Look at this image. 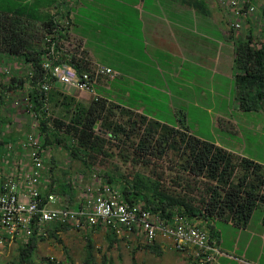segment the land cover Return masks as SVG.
<instances>
[{
    "label": "crops",
    "instance_id": "1",
    "mask_svg": "<svg viewBox=\"0 0 264 264\" xmlns=\"http://www.w3.org/2000/svg\"><path fill=\"white\" fill-rule=\"evenodd\" d=\"M218 1L1 0L5 11L37 18L35 26L40 29L43 23H53L55 19L69 21L60 41L62 63H79V69L101 66L117 74L113 79L99 78L92 93L53 83L45 110L50 118L67 124L80 108L101 100L118 117L130 112L146 123L183 130L264 167V87L260 96L251 92L248 102L242 104L235 64L236 47L245 43L251 32L252 39L255 34L258 39L261 22L256 28L253 21H258L260 15L241 20L242 27L232 31L228 27L232 13ZM1 55L7 74L0 69V189L4 181L13 179L20 186L21 200L25 201L32 162L23 143L29 135L39 136L41 141L43 137L36 115L26 109L23 99L28 84L8 89L5 82L7 75L18 80L25 77L28 70L23 56ZM98 124L99 121L95 129ZM256 133L261 137L258 140ZM249 137L255 140L251 142ZM45 152L36 188L43 196L54 195L55 207L81 208L87 190H92L98 180L93 172L95 166L89 171L83 162L85 156L73 155L57 144L47 147ZM87 175L91 183L86 181ZM256 210L260 215L256 216L255 228L250 227L255 211L244 227L227 217L188 221L206 230L222 253L218 256L220 264H264V211ZM67 231L71 229L64 232ZM79 233L82 239L99 236V242L107 248L113 239L101 227ZM48 239L56 245L61 243ZM138 239L141 237L130 241L138 243ZM38 241L41 239H36V246ZM122 241L115 238L110 249H119ZM49 249L54 251L52 246Z\"/></svg>",
    "mask_w": 264,
    "mask_h": 264
},
{
    "label": "trees",
    "instance_id": "2",
    "mask_svg": "<svg viewBox=\"0 0 264 264\" xmlns=\"http://www.w3.org/2000/svg\"><path fill=\"white\" fill-rule=\"evenodd\" d=\"M259 9L264 23V0ZM36 22H39L37 18L5 11L0 1V53L23 56L28 70L22 79L10 77L5 82L9 85L8 89L28 84L29 89L23 99L26 109L37 117L43 149L57 144L73 155L85 156L83 162L89 171L97 163L104 164L111 157L113 147L123 148L125 155L121 158L136 164H149L151 157L158 161L169 157V170L173 174L168 180L163 172L157 170L152 171L154 180L142 176L134 178L129 174L130 177L121 176L122 182H118L112 172L104 171L99 175L105 184H119L125 202L140 205L143 210L164 220H171L174 215L187 220L227 217L235 225L244 227L256 209L264 211V167L201 141L183 130L146 123L145 119L128 114L130 112L118 117L112 107L101 100L93 101L87 108H80L67 124L47 116L44 95L38 82L44 78L41 67L46 53L42 45L43 36L52 23H43L40 29L35 26ZM253 34L251 32L246 42L235 49L238 98L242 104L248 102L247 96L251 92L260 96L264 87V41L259 48H255ZM72 65L79 70V63ZM97 121L99 124L95 129ZM67 229L64 225L55 226L48 231L47 237L59 242L57 233ZM110 236L113 235L110 233ZM36 239L31 238L18 246L14 264H35ZM85 239L86 258L83 264H91L94 244L89 235ZM112 242H115L114 236L110 247ZM155 245L145 247L154 251ZM103 261L107 264L106 257Z\"/></svg>",
    "mask_w": 264,
    "mask_h": 264
},
{
    "label": "built area",
    "instance_id": "3",
    "mask_svg": "<svg viewBox=\"0 0 264 264\" xmlns=\"http://www.w3.org/2000/svg\"><path fill=\"white\" fill-rule=\"evenodd\" d=\"M219 4L232 13L228 27L237 31L242 27L241 20L255 17L259 13L262 0H219ZM260 14V13H259ZM259 17V16H257ZM257 31L258 39L253 38L255 48L264 41V23ZM69 21L55 19L45 29L43 44L46 53L42 60L44 78L38 86L44 95V111L51 85L58 82L75 90L92 93L93 85L99 78L113 79L117 76L109 68L97 66L91 69L76 70L74 65L60 61V41L65 35ZM7 74L6 71H4ZM31 75V74H30ZM8 78L9 75H7ZM29 89V87H28ZM47 114V111H45ZM41 136V135H40ZM42 137V136H41ZM29 149L32 171L26 180V200L20 198V186L13 179L4 181L0 189V243L16 240L26 243L31 238L45 239L48 231L64 225L71 230L85 231L101 227L115 238L130 241L141 237L145 246L162 244L189 258L191 264H220L222 253L211 241L206 230L197 227L187 219L174 215L164 220L140 206L129 204L122 199L117 184H105L100 178L94 187L87 190L84 205L79 209L55 207L56 197L43 196L36 188L44 167V152L39 136L29 135L23 143ZM58 234V233H57Z\"/></svg>",
    "mask_w": 264,
    "mask_h": 264
},
{
    "label": "rangeland",
    "instance_id": "4",
    "mask_svg": "<svg viewBox=\"0 0 264 264\" xmlns=\"http://www.w3.org/2000/svg\"><path fill=\"white\" fill-rule=\"evenodd\" d=\"M256 13L255 17H257ZM253 24L257 28L258 25H260V17L258 18V21L255 19ZM1 56L0 53V69L4 71L5 67L2 68V65L4 64L1 60ZM7 68L9 69V67ZM18 97H21V95ZM205 135H207V132H205ZM254 136L257 140L261 138L258 133ZM254 140L255 139L249 137V141L253 142ZM112 153L111 157L107 158L104 164L97 163L93 168V172H95L98 177L101 173L106 171L116 174L115 178L118 182H122L121 176L128 175V177H130L129 174L134 178L142 176L147 180H154L152 176L153 170L163 172L166 180L172 177L171 175L173 173L169 170V157H165L166 159L162 161H158L155 157H151L152 159L148 162L149 164L143 165L124 161L123 158H121V155H125V153L118 148L114 149ZM45 154H50V152H45ZM71 175L72 174L68 175L66 179H69ZM82 180L85 182V178ZM87 180L91 183V178L89 180V176L86 181ZM76 184L78 185V182H76ZM254 214L255 217H253L252 222L250 221L251 228L256 227V216L260 215V211L255 210ZM58 237L61 241L58 245L55 244L54 240L48 238L38 241L34 254L35 264H83L86 258V239H82L78 230L60 233ZM138 240L140 241L138 243L123 240L119 249L114 247L109 249L105 243L99 242V236H96L93 238V263L91 264H104V257L107 259V264H191L188 257L170 249L166 245L164 246L161 244L162 248L160 247V244H156L158 250L152 251L146 248L140 239ZM20 244L21 243L16 240H7L0 243V264H14L18 255L17 248ZM50 246L54 247V253L49 249Z\"/></svg>",
    "mask_w": 264,
    "mask_h": 264
}]
</instances>
